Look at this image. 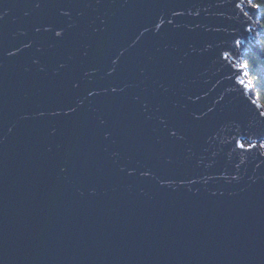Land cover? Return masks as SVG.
Masks as SVG:
<instances>
[{"label":"water","instance_id":"95a60500","mask_svg":"<svg viewBox=\"0 0 264 264\" xmlns=\"http://www.w3.org/2000/svg\"><path fill=\"white\" fill-rule=\"evenodd\" d=\"M238 3L42 0L37 9L0 0V264H264V105L242 63V48L259 53L254 35L264 31L258 10ZM70 24L54 49L52 33L35 32ZM58 61L68 67L54 76ZM88 68L97 71L79 97L130 87L90 98L74 116L38 115L66 108ZM161 116L184 140L168 138ZM129 164L133 176L119 170ZM144 167L156 178L141 177ZM189 179L198 182L180 185Z\"/></svg>","mask_w":264,"mask_h":264},{"label":"snow or ice","instance_id":"6c2138e0","mask_svg":"<svg viewBox=\"0 0 264 264\" xmlns=\"http://www.w3.org/2000/svg\"><path fill=\"white\" fill-rule=\"evenodd\" d=\"M99 2H100V0H97V3H99ZM32 4L34 5L35 8L39 9V8H41L42 0H32ZM56 6L58 7L59 15L61 17L70 16V11L66 10V8L62 4H57ZM244 6H247L249 9L259 10V9L264 8V0H240V3L236 4V7H238V8H243ZM182 14L183 13H178V12L173 11L174 16L175 15H182ZM6 15H7L6 12H0V20H3L4 16H6ZM245 15H247V13H245ZM164 22H165V19L163 17L160 18L159 23H157V20L154 22L153 26L157 29V35H159L161 26ZM167 23L171 24L172 21L167 20ZM73 27H74V25H71V24L68 25V28H65L62 26L53 27L52 25H47V26H44L43 29L41 27H36L35 32L40 33L43 30V32H45V33H49V32L52 33L53 37H52V42L49 44V48L54 49L58 46V44H60L61 42H63L65 40V38L68 34V29L73 28ZM144 31L145 32H152V28L145 27ZM22 34H26V33H22ZM143 35H144V33L141 32L139 34V36H137L136 39L132 41V44L130 45V47L135 45L136 41L139 40L140 37H142ZM236 43H239V41H237ZM23 47L24 48H30V47H32V44L26 43L23 45ZM18 51H20V49H16L15 51H8L7 56H9V57L14 56V55H16V52H18ZM37 51H43V48L38 47ZM89 51H90V46H85V48L83 50V57L87 58L89 56ZM125 51H126V49L121 50L119 52V54L116 55L115 58H113L111 60V67H109L106 70V74L108 76H113L116 73L117 65H118L121 57L124 55ZM57 63H58V67L52 73V75H54V76L61 75L60 70L68 67L67 62L58 61ZM33 64L37 66L38 71H40L42 73L46 71V68L42 65V63L39 59L33 60ZM244 67H248V65L245 64ZM96 71H97V69H95V68H88V69L82 70V76L80 78H77V79L72 81V89H73L74 95H73L72 101L66 106V108H56L53 110L40 111L38 113V115L40 117H45V116L58 117L61 115H63V116H74L77 114L78 110L86 107V101H89L90 98L94 99L95 97H98L102 94H106L109 91L113 94H117V93L123 94V93H125L126 88L130 87L127 84H125L123 86H119V85L109 86L108 88H103V89H89V90H87V94L84 97H79L78 95H76V93H78V90L80 89V84H81L82 79L89 77L90 75L94 74ZM241 83H244V82L241 81ZM161 88L163 89L164 92H167V88H165L163 84H161ZM139 99H140L139 97H136V100L139 101ZM142 107H143V110L145 112L148 111L147 102H145L142 105ZM92 110L98 111V109H95V108H93ZM261 115H264V113H261ZM30 118L31 117L27 114L22 117V119H25V120L30 119ZM149 118H151V117H149ZM157 119L159 120V123L162 125V130L165 133H167L168 138L170 140H173V141L184 140L185 137H184L182 131L176 125L171 124L167 117L161 116V117H157ZM100 123L102 125H107V121H105L103 119L100 120ZM57 131H58V129L56 127H53L51 130V134L55 135ZM178 133H180L179 136H178ZM102 139L104 141H109L111 139V132L104 131L103 135H102ZM238 146L240 148L245 147L244 144L240 143V142H238ZM259 146L264 148V142H262ZM254 147H255V145H252V144L248 145L249 150L254 148ZM51 150L52 149L50 148L49 151H51ZM118 155H119L118 153H113V156H118ZM129 169H132V170L129 171ZM119 170L121 172L126 173L127 176H133L137 172V168L135 166H132L131 164H129L126 167H120ZM59 171L61 173L66 174L68 172V167L66 165L61 166L59 168ZM139 175L141 177L151 176V177H153V179L156 178L152 169L148 168V167H144L142 170H139ZM209 178H211V177H209ZM232 179L235 180V179H237V177L233 176ZM197 182H198L197 180L189 179L187 181L181 180L179 183H180V185H184L185 183L195 184ZM205 182H207V181L205 180ZM159 184L161 187L167 186L169 188H172L173 185L177 184V182L175 180H171V179H162V180H159ZM213 195H215V193H213Z\"/></svg>","mask_w":264,"mask_h":264},{"label":"trees","instance_id":"16d2710c","mask_svg":"<svg viewBox=\"0 0 264 264\" xmlns=\"http://www.w3.org/2000/svg\"><path fill=\"white\" fill-rule=\"evenodd\" d=\"M259 25L264 31V8L259 9ZM259 53L248 52L244 56V65L250 81L252 82L253 91L257 98L264 105V35L258 39Z\"/></svg>","mask_w":264,"mask_h":264},{"label":"rangeland","instance_id":"374dc122","mask_svg":"<svg viewBox=\"0 0 264 264\" xmlns=\"http://www.w3.org/2000/svg\"><path fill=\"white\" fill-rule=\"evenodd\" d=\"M258 12H259V10H258ZM259 14L260 13H257L256 14V21L257 22H259ZM260 35H264V32H260V31H256V34L254 35V43L255 44H258V39H259V37H260ZM249 52V50H248V48L247 47H245V48H242V53H243V55L245 56L247 53ZM242 63L244 64V58L242 59ZM253 92V88H252V90H251V93ZM262 143V142H261ZM260 143V144H261ZM262 148V147H261ZM262 149H264V148H262Z\"/></svg>","mask_w":264,"mask_h":264}]
</instances>
